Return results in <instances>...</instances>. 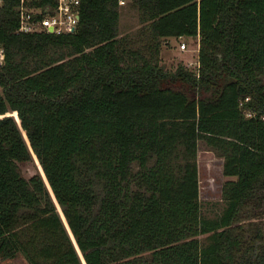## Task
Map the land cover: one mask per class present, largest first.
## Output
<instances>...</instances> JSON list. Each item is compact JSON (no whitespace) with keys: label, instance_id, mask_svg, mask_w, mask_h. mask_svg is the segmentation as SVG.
I'll use <instances>...</instances> for the list:
<instances>
[{"label":"trees","instance_id":"trees-1","mask_svg":"<svg viewBox=\"0 0 264 264\" xmlns=\"http://www.w3.org/2000/svg\"><path fill=\"white\" fill-rule=\"evenodd\" d=\"M130 3L156 52L161 39L199 38V67L129 60L118 0H81L61 34L18 32L20 0H3L0 257L264 264V0ZM201 141L228 176L213 177L226 201L214 216L202 211ZM35 157L26 176L21 162Z\"/></svg>","mask_w":264,"mask_h":264},{"label":"rangeland","instance_id":"rangeland-1","mask_svg":"<svg viewBox=\"0 0 264 264\" xmlns=\"http://www.w3.org/2000/svg\"><path fill=\"white\" fill-rule=\"evenodd\" d=\"M121 17L119 20V37L122 38L123 44L128 49H133L136 53H130L127 55L129 60H143L144 58H150L151 61L162 63L164 68L168 71H174L179 63L189 66L195 69V63L189 64L191 61H195L198 57V38H184L183 40L175 37H169L161 39L160 50L155 51V47H150V30L145 23L140 21L138 10L132 7L131 3L124 7H120ZM169 39V40H168ZM185 42L186 47H181V43ZM49 53L54 56H59L61 53H68V48L63 46H55L49 49ZM212 149L201 141L198 154V160L201 166L206 167L205 177L201 174V194L200 199L202 203V211L207 216H214L221 212L225 206V199L218 195L217 190L213 188V177L224 180L228 176H223L220 172V162L217 158L213 161L207 160L212 156ZM215 154V153H214ZM21 167L26 176L39 171V164L36 157L21 162ZM224 178V179H223ZM208 192L207 191H210ZM201 239L206 241V234H202ZM0 264H30L25 256L18 252L16 255L8 258L0 257Z\"/></svg>","mask_w":264,"mask_h":264},{"label":"built area","instance_id":"built-area-1","mask_svg":"<svg viewBox=\"0 0 264 264\" xmlns=\"http://www.w3.org/2000/svg\"><path fill=\"white\" fill-rule=\"evenodd\" d=\"M33 0H20V25L18 32H34L46 30L49 32L61 34L75 30L80 20L81 0H54V4L41 6L32 4ZM131 0H118L120 6H126ZM3 0H0V6ZM181 47H186L182 42ZM199 50V47H198ZM5 47L0 44V62L5 59ZM195 69L200 65L199 57L195 61ZM251 99L250 95L240 98V107L247 116L256 114V110L249 106L247 102ZM264 118V113L262 114Z\"/></svg>","mask_w":264,"mask_h":264},{"label":"crops","instance_id":"crops-1","mask_svg":"<svg viewBox=\"0 0 264 264\" xmlns=\"http://www.w3.org/2000/svg\"><path fill=\"white\" fill-rule=\"evenodd\" d=\"M184 38H190V37H187V36H182V37H180V38H177V39H181V40H183ZM169 40V39H168ZM198 40H199V38H198ZM199 44V43H198ZM199 46V45H198ZM212 153H213V155L212 156H210V157H208V159L207 160H210V161H213L214 160V158H217L218 159V161L220 162V172H222V159L219 157V156H216V154H214V151H212ZM206 167H208V166H206ZM206 167H204L205 169H206ZM223 176H227V175H223ZM224 179V178H223ZM225 179H227V178H225ZM224 179V180H225Z\"/></svg>","mask_w":264,"mask_h":264}]
</instances>
